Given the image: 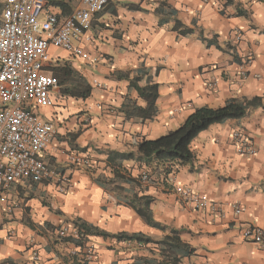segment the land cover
<instances>
[{"label": "crops", "instance_id": "obj_1", "mask_svg": "<svg viewBox=\"0 0 264 264\" xmlns=\"http://www.w3.org/2000/svg\"><path fill=\"white\" fill-rule=\"evenodd\" d=\"M226 1L122 0L94 19L91 32L96 39L88 47L92 61L64 51L53 56L83 75L91 93L85 99H59L51 110L56 112V134L45 160L55 179L16 186L0 197V264H33L35 255L36 264H68L62 258L77 254L79 247L63 241L57 230L62 224L72 225L75 217L109 233L141 232L154 241L176 230L193 248L180 264H264V235L260 244L242 236L247 224L264 230V0ZM161 2L163 13L156 14ZM237 3L248 16L237 14ZM52 8L69 13L65 6ZM169 9L175 10L174 16H166ZM186 29L192 32L179 33ZM234 31L240 32V39L234 38ZM200 32L208 39L214 36L219 47L207 45ZM249 52L253 59L245 64ZM140 65L152 74L158 70L153 76L159 84L158 113L152 120H128L118 110L127 94L139 105L144 101L135 90H128V80L112 73ZM241 68L247 72L243 81ZM252 96L259 97L262 105L240 119L212 123L201 131L190 144L193 159L174 162L172 173H164L166 164L126 160L121 172L135 180L134 186L121 182L120 192L97 183L98 176L113 177L106 161L108 150H136L142 138L154 139L176 129L198 107L216 108L227 100ZM236 128L249 133L256 149L253 155L237 153L231 138ZM73 148L91 157L89 167L70 162L68 151ZM146 170L150 177L143 182L140 174ZM60 176L70 181L65 192L59 191ZM173 185L206 194L222 204V214L182 202ZM133 192L154 198L152 216L164 229L147 224L125 202ZM235 205L241 207L238 214ZM89 242L95 257L85 264L161 258L155 242L96 235Z\"/></svg>", "mask_w": 264, "mask_h": 264}, {"label": "built area", "instance_id": "obj_2", "mask_svg": "<svg viewBox=\"0 0 264 264\" xmlns=\"http://www.w3.org/2000/svg\"><path fill=\"white\" fill-rule=\"evenodd\" d=\"M55 0H3L0 9V197L25 184L43 183L55 179L56 173L45 160V154L53 146L56 134V112L51 111L64 98L61 85L52 67L56 59L51 48L67 52L85 60H93L88 47L94 38L91 30L97 14L110 4L122 0H79L71 12L63 15L52 7ZM146 2L148 0H138ZM207 1V0H204ZM239 31L234 38L240 39ZM253 59L249 52L244 63ZM247 77L245 69L239 70V80ZM210 86V85H209ZM111 111V109L108 108ZM49 112V113H47ZM231 138L242 156H251L256 149L250 135L243 128L231 132ZM72 164L89 167L91 157L77 148L69 149ZM168 174L173 172V162L166 163ZM150 171L140 174L148 181ZM59 191L70 185L67 177L60 176ZM182 202L194 209L221 215L223 206L209 199L206 194L192 192L189 188L173 185ZM233 211H241L239 205ZM59 237L78 238L77 228L69 223L57 230ZM264 230L247 224L242 236L257 244L263 241ZM72 254H76V251ZM82 262L95 257L94 246L89 239L78 253ZM33 264L38 261L32 257Z\"/></svg>", "mask_w": 264, "mask_h": 264}, {"label": "trees", "instance_id": "obj_3", "mask_svg": "<svg viewBox=\"0 0 264 264\" xmlns=\"http://www.w3.org/2000/svg\"><path fill=\"white\" fill-rule=\"evenodd\" d=\"M226 3L233 4V1L227 0ZM54 5L63 7L65 4L61 0H55ZM163 5V2L158 4L155 9L156 14L163 13ZM235 5L237 14L248 16V11L239 3ZM104 11L105 10L102 12ZM174 15V9L166 11V16L171 17ZM160 22L162 23V20L159 21V23ZM191 32V29H186L181 30L179 33L187 34ZM200 37L207 45H216L219 47L214 36L208 39L200 32ZM52 69L59 80L61 94L63 96L77 99L89 97L91 93L90 84L68 61H58ZM157 72L158 70L152 74L148 68L144 65H140L132 70H116L112 73V76H115V78L128 80V90H135L138 96L144 101V105H139L135 99L127 94L118 109L126 119L137 121L152 120L157 115L158 107L156 99L159 95V84L153 80V76ZM261 105V99L257 96H252L230 99L227 100L224 105L216 108L208 106L198 107L191 112L176 129L154 139L142 138L137 143L136 150H108L106 161L112 168L113 177L98 176L96 181L105 189H113L122 192L124 189L121 186V182L128 183L131 186L135 185V180L122 174L121 168L123 161L135 160L147 164L152 162H156L157 164L190 162L193 159V152L190 149L191 141L201 131L205 130L212 123H220L229 119H240L244 117L250 109ZM163 171L165 174H168L172 170L165 168ZM125 199V202L131 206L147 224L162 229L165 228L153 219L150 209V204L154 200L152 196H138L133 192L129 197L125 196ZM71 223L77 228L78 238L68 236L62 237L61 239L63 241L73 242L76 247H79V252L82 250L84 243L92 235L113 237L118 241H133L135 243L155 242L158 244L161 258H141V260L133 264H180L183 257L189 256L193 252V248L189 244L181 241L176 230H171L170 234H166L162 239L154 241L141 232L109 233L79 217H75ZM79 252L69 256L66 255L62 259L68 264H85L86 262H82L78 259ZM1 264H4V261H2Z\"/></svg>", "mask_w": 264, "mask_h": 264}, {"label": "rangeland", "instance_id": "obj_4", "mask_svg": "<svg viewBox=\"0 0 264 264\" xmlns=\"http://www.w3.org/2000/svg\"><path fill=\"white\" fill-rule=\"evenodd\" d=\"M3 0H0V9H1V2ZM65 5V12H71L74 8H76L79 4V0H70L67 4V1L66 0H61ZM61 53L60 50H54L51 55L54 56L55 54H59ZM64 60H62L61 62H63ZM83 76V75H82ZM73 98V97H72ZM73 100V99H72Z\"/></svg>", "mask_w": 264, "mask_h": 264}, {"label": "clouds", "instance_id": "obj_5", "mask_svg": "<svg viewBox=\"0 0 264 264\" xmlns=\"http://www.w3.org/2000/svg\"><path fill=\"white\" fill-rule=\"evenodd\" d=\"M108 7V6H107Z\"/></svg>", "mask_w": 264, "mask_h": 264}]
</instances>
